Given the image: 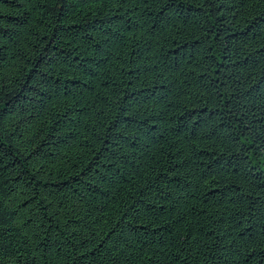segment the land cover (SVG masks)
<instances>
[{
  "label": "trees",
  "instance_id": "16d2710c",
  "mask_svg": "<svg viewBox=\"0 0 264 264\" xmlns=\"http://www.w3.org/2000/svg\"><path fill=\"white\" fill-rule=\"evenodd\" d=\"M0 264H264V0H0Z\"/></svg>",
  "mask_w": 264,
  "mask_h": 264
}]
</instances>
